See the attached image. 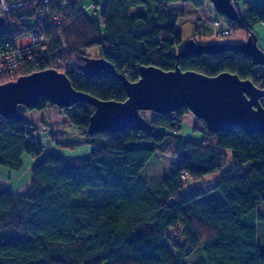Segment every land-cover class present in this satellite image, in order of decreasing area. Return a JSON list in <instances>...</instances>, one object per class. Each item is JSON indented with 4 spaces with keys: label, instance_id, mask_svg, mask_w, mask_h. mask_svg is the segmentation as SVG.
<instances>
[{
    "label": "trees",
    "instance_id": "obj_1",
    "mask_svg": "<svg viewBox=\"0 0 264 264\" xmlns=\"http://www.w3.org/2000/svg\"><path fill=\"white\" fill-rule=\"evenodd\" d=\"M59 1L47 6L50 16L59 12ZM102 1L89 5L94 12L90 15L82 0H71L67 19L59 26L49 18L38 19L46 7L42 2L4 16L3 50L33 30L48 41L24 53L13 70L0 73V84L57 69L77 91L124 102L128 95L116 75L81 71L87 57H96L131 82L140 78L141 67L156 66L211 77L229 72L264 90V74L256 72L264 67L238 50L176 55L183 46L176 31L179 18L169 6L183 0ZM187 1L203 5L202 0ZM220 17L231 30L246 28L251 34L253 24L264 21V7H249L241 23ZM213 21L197 26L191 38L213 34ZM92 49H98L94 56ZM58 58L65 61L62 66L55 64ZM51 106L67 121L58 131L41 133L45 137L37 144L23 127L25 119H6V127L0 128V166L18 171L23 157L37 158L24 191L12 192L0 181V264H187L201 244L204 255L192 264H264V244L257 234L258 223L264 221L257 210L264 201L263 133L249 134L239 127L212 133L195 117L185 136V118L191 112L182 108L142 112L152 125L149 132L128 127L89 134L94 108L87 104L62 108L40 98L28 110ZM70 125L86 137L79 141L91 144L89 155L67 160L51 150L42 159L49 137L60 148L82 144L69 139L74 132L69 133ZM159 156L179 160L168 177L151 188L142 172Z\"/></svg>",
    "mask_w": 264,
    "mask_h": 264
},
{
    "label": "water",
    "instance_id": "obj_2",
    "mask_svg": "<svg viewBox=\"0 0 264 264\" xmlns=\"http://www.w3.org/2000/svg\"><path fill=\"white\" fill-rule=\"evenodd\" d=\"M215 11L230 21L241 23L242 17L234 0H209ZM4 19L0 18V28ZM235 49L250 57L257 66L264 67V50L253 32L241 44H201L188 39L177 56L216 53ZM88 76L116 75L125 88L128 98L124 102L103 101L77 91L65 73L47 69L20 76L0 84V115L10 121H24L19 106L33 107L40 98L51 104L69 108L87 104L94 108L87 127L89 134L116 132L134 128L151 131V123L142 112L171 113L187 108L196 118L203 119L212 133L230 132L235 127L249 134H264V90L251 80L237 74L223 72L211 77L195 71H171L156 66L140 68V78L131 82L119 74L113 65L103 58L87 57L80 67Z\"/></svg>",
    "mask_w": 264,
    "mask_h": 264
},
{
    "label": "rangeland",
    "instance_id": "obj_3",
    "mask_svg": "<svg viewBox=\"0 0 264 264\" xmlns=\"http://www.w3.org/2000/svg\"><path fill=\"white\" fill-rule=\"evenodd\" d=\"M95 0H82V5L87 8L88 13L93 15V9L88 8L89 5H93ZM102 1V0H101ZM103 2V1H102ZM203 5L198 7L195 6L193 3L183 0L177 4L169 6V10L178 16L179 23L177 25V35L181 37L182 46H184L185 42L192 37L195 33V29L197 26L202 25L204 23H212L215 18H218L221 22L220 24L222 27L226 26L227 24L225 21L220 17V15L215 11L213 4L209 0H202ZM235 4L241 17L246 20L247 18V10L249 7H264V0H236ZM214 28L213 34L209 36H205L202 38H194L198 43L201 44H210V43H231V44H241L244 43L249 36V32L246 28H237V29H230L231 34L228 36H222L220 34V27L215 25L213 22ZM253 32L257 35L258 44L262 50H264V21H258L253 24ZM238 40V43H233L232 40ZM22 39V38H21ZM21 41V40H20ZM22 42V41H21ZM25 42V41H24ZM181 46V47H182ZM179 49V48H177ZM92 56L98 53V49L90 50ZM257 73L264 74V68L260 67L256 70ZM8 73V72H6ZM4 74V73H3ZM264 102V100H263ZM57 107H49V111L44 112V115L40 117L39 112L42 110H28V108L20 107V112L24 115L25 120L29 124L33 120L34 125L43 127L44 125L48 126L50 129L51 127V119L50 117L53 115L52 112L55 111ZM34 116L37 117V121L33 118ZM64 120L67 121L66 116L63 114ZM42 121H47V123H42ZM185 126L183 127L182 133L185 136H189L192 126L195 123V116L190 113L185 118ZM69 133L72 135L69 136L70 140H75L76 143H82L80 145L76 144L73 148H60L52 138L49 137L50 140V147L44 149V153L42 159L48 152L56 151L60 152L65 159L70 160L76 157H86L89 155L91 144L86 142H82L79 140H86L84 135H80L79 131H76V127L74 125H70L68 127ZM53 130V129H52ZM45 132H40L39 134ZM38 134V136H39ZM79 138V139H78ZM82 138V139H81ZM31 163L36 159L30 157ZM41 159V160H42ZM40 160V161H41ZM177 158L174 157H167V156H159L158 158H153L144 168L142 172V177L145 183L153 188L156 184L162 181L164 178L168 177L170 172H172L178 163ZM38 161V162H40ZM25 165L21 168V170L15 171L5 167L0 166V181L7 184L12 190V192L20 193L24 191L30 184L31 176H30V169L32 168L33 164ZM29 167V168H28ZM112 192V191H111ZM103 193V192H102ZM257 210L264 215V201L257 205ZM257 234L261 244H264V221H260L257 225ZM204 255L203 244L195 251L187 260V264H192V262L199 256ZM193 260V261H192Z\"/></svg>",
    "mask_w": 264,
    "mask_h": 264
},
{
    "label": "built area",
    "instance_id": "obj_4",
    "mask_svg": "<svg viewBox=\"0 0 264 264\" xmlns=\"http://www.w3.org/2000/svg\"><path fill=\"white\" fill-rule=\"evenodd\" d=\"M32 2H42L46 6L45 9L38 13L39 20L43 21L49 18L51 22L57 26L62 25L66 21L71 6V0H60L58 2L59 12L50 16V10L47 6H49L52 0H0V18H3L13 11L25 8L26 6L32 4ZM215 25L220 27L222 36H228L231 34V30L229 28L222 27L220 22H215ZM58 34H60V32H58ZM21 41H17L10 47L8 46L6 50L0 48V73H6L13 70L18 64L22 63L24 53H28L34 46L45 44L48 41V38L46 35L33 30L23 37ZM64 62L65 61L63 59L59 58L55 60V64L58 66H62ZM4 120H6V118L0 115V128L2 129L6 127ZM23 127L27 132L32 134V141L34 144L39 142L40 137L38 134L40 132L50 133L51 131V129L46 125L39 127L25 123Z\"/></svg>",
    "mask_w": 264,
    "mask_h": 264
},
{
    "label": "crops",
    "instance_id": "obj_5",
    "mask_svg": "<svg viewBox=\"0 0 264 264\" xmlns=\"http://www.w3.org/2000/svg\"><path fill=\"white\" fill-rule=\"evenodd\" d=\"M232 41H233V43H238V40H236L235 38ZM46 111H49V107L42 109V111L39 112L38 114H40V117H42L44 115V112H46ZM51 115H53V116L50 117L49 120L51 119V121H52L50 124L52 129L56 130V131L60 130L61 127H63V125H64V116H63L62 112L58 108H56L55 111H53ZM33 118L35 119V121H37L36 116H34ZM30 121L33 122L32 119H30ZM31 122H30V124H33ZM44 122L47 123V121H42V123H44ZM39 137L42 138V137H45V135L39 134ZM41 143H43L45 145L46 142H45V140H42ZM23 161H24L23 164H25V165H32L33 163H35L34 161L31 163V159L27 156L23 157Z\"/></svg>",
    "mask_w": 264,
    "mask_h": 264
}]
</instances>
